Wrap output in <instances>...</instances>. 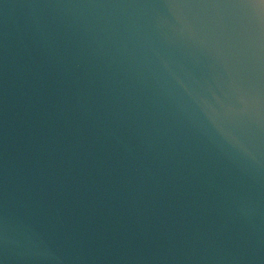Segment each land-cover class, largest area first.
I'll use <instances>...</instances> for the list:
<instances>
[{"label": "water", "instance_id": "95a60500", "mask_svg": "<svg viewBox=\"0 0 264 264\" xmlns=\"http://www.w3.org/2000/svg\"><path fill=\"white\" fill-rule=\"evenodd\" d=\"M0 264H264V0H0Z\"/></svg>", "mask_w": 264, "mask_h": 264}]
</instances>
